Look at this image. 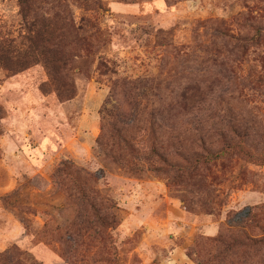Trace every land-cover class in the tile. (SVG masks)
<instances>
[{"label":"rangeland","instance_id":"374dc122","mask_svg":"<svg viewBox=\"0 0 264 264\" xmlns=\"http://www.w3.org/2000/svg\"><path fill=\"white\" fill-rule=\"evenodd\" d=\"M99 1L69 100L0 70V264H264V0ZM0 32L25 35L18 0ZM229 148L182 176L149 158Z\"/></svg>","mask_w":264,"mask_h":264},{"label":"trees","instance_id":"16d2710c","mask_svg":"<svg viewBox=\"0 0 264 264\" xmlns=\"http://www.w3.org/2000/svg\"><path fill=\"white\" fill-rule=\"evenodd\" d=\"M66 1L68 0H18L25 35L19 39H8L0 32V70L4 72V78L18 75L33 66L42 65L51 81L56 84V94L64 101L69 100L73 92L68 86L60 84L58 76L62 70L73 63L75 57H81L83 53L89 52L87 49L92 41L97 42L101 37L100 26L97 25L94 15H88V13L95 14L101 9L100 1L74 0L83 10L78 22L71 15L69 7L65 4ZM42 5L50 7L40 15ZM168 128L172 130L170 125ZM122 144L126 145L127 141L123 140ZM228 152H232V149H221L218 152L208 151L195 155L192 160L180 155L185 163L184 166L172 165L167 158L155 150H152L149 158L161 165L159 170L174 168L176 176H179L181 173L194 172L200 165L213 163ZM59 171L73 180L80 175L78 170L70 168L67 163H63ZM95 218L98 226L107 225H103L106 221L104 217L97 215ZM209 242L224 244L221 237L209 240ZM232 245L233 243H226L225 252L226 250L231 251ZM195 253L196 264H209L213 260V257L208 260L202 255L203 250L198 249Z\"/></svg>","mask_w":264,"mask_h":264}]
</instances>
